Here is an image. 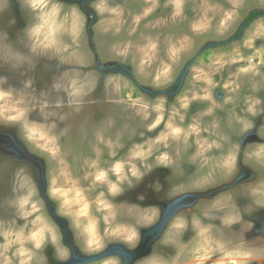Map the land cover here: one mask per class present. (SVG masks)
<instances>
[{
	"label": "rangeland",
	"instance_id": "1",
	"mask_svg": "<svg viewBox=\"0 0 264 264\" xmlns=\"http://www.w3.org/2000/svg\"><path fill=\"white\" fill-rule=\"evenodd\" d=\"M258 10L0 0V264H65L67 248L70 264H264V238L249 246L252 226L236 225L240 193L264 225V17L236 37ZM251 126L255 190L241 191L230 185ZM225 184L201 202L209 225L190 237L180 214L143 254L155 202L167 214L178 190Z\"/></svg>",
	"mask_w": 264,
	"mask_h": 264
},
{
	"label": "flooded vegetation",
	"instance_id": "2",
	"mask_svg": "<svg viewBox=\"0 0 264 264\" xmlns=\"http://www.w3.org/2000/svg\"><path fill=\"white\" fill-rule=\"evenodd\" d=\"M252 128L253 127L251 126L249 138H245L246 134H244L242 136L241 143H244V144H242V146H241V143H240V148L241 149L237 148V151H238V154H239V158H238V160H236L235 173H234V177L232 178V183L230 185L231 187L232 186L233 187L234 186L237 187V185H242L243 184L244 186L241 189V191H243L245 188H248L250 191H254L255 190L254 189V184H255L254 183V176H252V174H254V173L256 174V172L253 170L254 169V164H252L251 161H248L246 159V156H249V155H245L246 149H248L249 151L250 150L252 151V146H251V141L253 140ZM258 174H263V176H264V170L258 171ZM193 183H194V181H193ZM230 186L228 184H225L221 188L212 189L211 192H210L209 189L202 190L203 188L189 189V191H191V192L189 194L185 195V196H177V194L179 192H181V191L178 190L177 194H175L174 198L170 202V207L167 210L168 211L167 214L161 212V209H162L161 202H155V205H156L155 208H157L159 210V212L161 213V216H160V220L161 221H160V224L156 225L154 230H151L150 232L147 233L146 237L150 236V235H152V237H153L150 241H146L148 246L145 247L146 243H144V238H142L141 247L140 248H142V247L144 248L143 249V251H144L143 254H145V255L149 254V252L152 250V247H150L151 243L152 242H154V243L157 242L161 238L163 233L165 232L164 230L166 229V227L170 223L175 221L180 216V214H184L183 216L185 217V220L189 224H191V226H190L191 228L189 229V232H190L189 236L190 237H193V235H196L197 228L200 225H202V226L203 225H209V223H208L209 220H207V215H205V214L208 211V207H210L211 205L208 204L205 207H203V205H201L203 203H201V202L202 201L204 202V199H208L209 200L210 198H213L215 196H216L215 197V199H216L219 195L224 194L225 191ZM203 191H205V192H203ZM218 192H219V194L217 195ZM242 196H243V194L240 193V198L238 197V203L237 204L240 205L241 208H243V209L239 208L240 211H239L238 215L240 216L241 219H240V221L237 222L236 225H238L239 222L240 223L245 222V223L249 224V226H252V228H249L248 230H246L244 232V235H243V237L245 238L246 242L249 244V246H251L252 244L258 242L260 239L264 238V225L261 226L260 229H258L257 228V223H256V221L259 219L257 212L260 209L262 210L263 206L258 208L257 204H256L255 208H251L252 207V203L249 202L250 201V197L248 195H246V196L244 195L243 197ZM215 199H212V200H215ZM194 204L200 205L197 210L193 209L192 206ZM260 213H261V211H260ZM205 218H206V220H205ZM214 221L218 222L219 220L217 218ZM163 222H165V223H163ZM68 225H69V239H70L69 242H71L72 245L75 246V239H74L75 236H74L73 230H72L71 225H70L69 222H68ZM236 225H235V227H236ZM161 226H164V227L162 228ZM213 226H215V225H213ZM59 235L62 236L61 233H59ZM60 245L62 247H64V248L66 247L65 245H63V243H60ZM252 248L256 249L257 246H254ZM67 249H69V251H70V255H71L70 258L65 261L64 257H62V256H60V257L62 259V262H68V263H65V264H70L72 262V259H75V256H74L73 249H71V248H67ZM148 249H150V250L148 251ZM77 251H78V254L80 256L79 259L83 263H85L87 261L86 258H84V255L82 254V252H80L78 249H77ZM108 254H110V253H108ZM52 258L53 257H50L51 264H53V261L55 262V260H52Z\"/></svg>",
	"mask_w": 264,
	"mask_h": 264
},
{
	"label": "trees",
	"instance_id": "3",
	"mask_svg": "<svg viewBox=\"0 0 264 264\" xmlns=\"http://www.w3.org/2000/svg\"><path fill=\"white\" fill-rule=\"evenodd\" d=\"M261 17H264V10H258V11H254V12L250 13V14L246 17V19H245V21H244V23H243L241 29L239 30L240 33H239L236 37H237V38H238V37H241V36L243 35L244 31L246 30V28H247L251 23H253L254 21H256L257 19H259V18H261Z\"/></svg>",
	"mask_w": 264,
	"mask_h": 264
},
{
	"label": "bare ground",
	"instance_id": "4",
	"mask_svg": "<svg viewBox=\"0 0 264 264\" xmlns=\"http://www.w3.org/2000/svg\"><path fill=\"white\" fill-rule=\"evenodd\" d=\"M209 150V149H208ZM181 153V152H180Z\"/></svg>",
	"mask_w": 264,
	"mask_h": 264
}]
</instances>
